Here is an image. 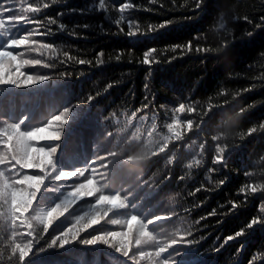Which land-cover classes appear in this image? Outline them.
Returning a JSON list of instances; mask_svg holds the SVG:
<instances>
[{"label": "trees", "instance_id": "1", "mask_svg": "<svg viewBox=\"0 0 264 264\" xmlns=\"http://www.w3.org/2000/svg\"><path fill=\"white\" fill-rule=\"evenodd\" d=\"M4 3L18 15L41 21V31L49 19L65 25L63 31L57 24L48 25L55 35L35 37L52 44L55 53L12 49L23 52L22 59L42 61L20 72L47 79L31 85L0 84V127L13 122H21L23 130L43 127L52 116L72 108L61 139L53 142L59 146L56 175L78 168L85 169L84 175H50L34 209L61 203L90 178L98 186L107 185L103 194L121 192L127 201V207L114 210L63 247L51 245L52 239L90 212L99 193L70 205L47 233L33 218L36 244L24 264H136L103 242L83 243L104 231L125 230L123 223L109 221H123L133 213L138 215L136 243L158 244L162 252L177 240L190 242L171 251L175 264H264V223L247 228L252 219L264 221V0H201L199 8L196 0H104L103 9L98 0ZM28 3L42 11L24 12ZM124 4L132 7L121 13ZM121 15L125 21L118 25ZM129 20L135 25L131 29ZM14 35V28L8 35L0 33V48ZM153 49L151 65L144 64V53ZM0 71L18 74L8 64ZM180 103L195 112L179 113ZM175 119L184 122L179 141L166 127ZM187 119L193 120L191 131ZM250 128L256 132L249 134ZM220 147H225L226 159L215 164ZM0 168L7 174V168ZM24 174L40 173L33 169ZM252 186L257 193L251 192ZM29 214L37 215L33 210ZM242 229L243 235L224 243ZM17 231L16 242H27V229ZM10 241L11 227L0 217V264H20ZM140 250L154 251L155 245H133L130 255L138 257Z\"/></svg>", "mask_w": 264, "mask_h": 264}, {"label": "snow or ice", "instance_id": "2", "mask_svg": "<svg viewBox=\"0 0 264 264\" xmlns=\"http://www.w3.org/2000/svg\"><path fill=\"white\" fill-rule=\"evenodd\" d=\"M99 8H104V0H98ZM201 6V0H196V7ZM48 4H44L43 8H48ZM132 5L124 4L119 8V11L123 13L125 9L131 8ZM26 13L39 14L42 11L41 7L34 6L32 3H28L26 9H23ZM62 15L58 13V16ZM125 21L123 15L115 21L116 24H120ZM42 22L31 18L27 15H18L17 10L11 7H6L4 0H0V33L8 35L15 29L18 35H14L13 38L7 40L6 46L0 48V69H3L5 64H8L11 68H14L17 75L6 74L0 71V84L11 83L14 85H31L37 81L47 79L48 77L43 75H29L24 72H20L19 69L25 65H41L40 59H22L23 52H17L12 49H27L31 52L41 53L42 50H48L55 53V48L52 44H43L40 40L35 39L39 36H53L55 33L48 25L57 24L56 19H49L48 25H45L44 31H41L39 25ZM129 28H133L135 25L132 21H127ZM28 25H35L32 29H28L26 32H19V28ZM11 26V27H9ZM88 27V25H84ZM164 27V25H161ZM221 28L224 27L222 23ZM58 30H65L63 23L57 24ZM129 36L134 35L129 31ZM179 47V46H177ZM189 49L191 45L188 46ZM155 50H150L144 53L143 63L151 65L152 60L150 56ZM197 51H201L197 49ZM66 55V54H65ZM103 55V53H101ZM80 63H85L81 60ZM48 66V65H44ZM147 108V104H145ZM72 108H66L61 113L52 116V118L43 126L35 127L30 130H23L21 122L6 123L3 127H0V166L7 168V174L4 168H0V209H6V211H0V217H6L8 224L11 227V253L13 256H18L20 264L29 258L34 249L33 234L34 231L31 228V221L33 218L38 220L41 225H44L43 231L48 232L49 227L53 225V221L57 220L60 216L64 215L69 210L70 205H74L82 198H98L95 199L94 205L90 212L76 218V224L67 228L62 234L55 236L51 245L59 244L63 247L72 241L77 240L82 233L86 230L92 229L94 226H99L105 217H108L114 210L124 209L127 207V201L125 196L121 192H115L112 195L103 194L102 188L107 185L98 186L95 178L87 179L85 183H79L73 190L69 191L67 197L61 202L55 204L48 210L43 208L38 211L34 209V204L38 197V193L45 185L46 180L50 178V175L57 174V165L55 163V153L58 151V145L53 143L59 141L62 137L64 126L67 124ZM179 113H194V108H186L184 103H180L178 109ZM186 125L189 131L193 130L194 124L192 119L186 120ZM184 126V122L180 119H175L171 123L167 124V130L177 133L180 136L179 141L182 139L185 133H181L180 129ZM264 127V126H262ZM249 134L256 132V128H250ZM46 142V146L37 147V143ZM167 149V148H166ZM164 150V152L166 151ZM217 151V150H216ZM162 152V153H164ZM226 149L220 147L218 153L215 156L213 163H224ZM100 161H106L107 157H98ZM131 158H128L127 162H130ZM95 162V161H93ZM200 162L197 161L196 164ZM107 163H103L102 167L107 168ZM38 170L40 174L29 175L24 174V170ZM85 169L75 170H59L57 179L63 178H75L84 175ZM101 179H105L101 174ZM241 193L245 190L241 189ZM258 188L256 186L251 187L252 193H257ZM68 197H71L70 199ZM13 201H18L15 205ZM235 207V206H234ZM19 208L20 211L16 209ZM97 209H106V211H97ZM29 210L36 211L37 215L34 217L29 214ZM264 212V208L261 209ZM212 214H215L213 212ZM138 217L136 214H130L127 219L121 221L118 219H111L109 223L111 225H120L123 223L126 225V229L122 231H104L100 234L91 236L85 239L83 243L95 245L97 242H103L112 247H115L117 251L123 253L129 257L131 261L139 264L141 260H147L148 264H175L171 258V251L178 243H190L183 240H177L171 246L165 247L161 252L158 244L136 243L137 226L135 219ZM84 221L83 226L80 222ZM154 224H162L164 221H153ZM258 223H264L260 219H252L247 228H251ZM46 225V227H45ZM18 227L26 228L27 231L23 234L26 236L27 242H16L19 236L17 231ZM135 232V236H134ZM244 234L243 229L237 231L235 236L229 235L224 243L232 241L233 239ZM37 242V241H36ZM133 245L140 248L143 245H155L154 251L140 250L138 257L135 253L130 255L133 249ZM150 253V254H149Z\"/></svg>", "mask_w": 264, "mask_h": 264}]
</instances>
